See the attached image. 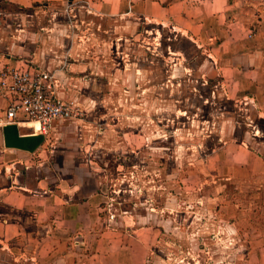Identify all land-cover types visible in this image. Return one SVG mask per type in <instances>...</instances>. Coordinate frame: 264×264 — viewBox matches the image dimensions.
<instances>
[{"label": "rangeland", "instance_id": "rangeland-1", "mask_svg": "<svg viewBox=\"0 0 264 264\" xmlns=\"http://www.w3.org/2000/svg\"><path fill=\"white\" fill-rule=\"evenodd\" d=\"M82 4L0 3L2 54L49 69L81 109L19 152L15 172L100 190V226L143 243L144 264H264V121L226 97L204 49L171 25ZM225 144L256 152L262 168L221 169ZM28 255L0 250V264Z\"/></svg>", "mask_w": 264, "mask_h": 264}, {"label": "crops", "instance_id": "crops-1", "mask_svg": "<svg viewBox=\"0 0 264 264\" xmlns=\"http://www.w3.org/2000/svg\"><path fill=\"white\" fill-rule=\"evenodd\" d=\"M0 3L22 9L34 6L45 9L55 4L80 8L84 3L104 18H134L171 25L197 48L204 49L226 97L252 105L256 117L264 121V0H72L70 4L68 0H0ZM5 66L21 70L40 67L10 58L0 50V67ZM59 94L72 99L61 88ZM8 103V97L0 96V116ZM19 127L38 130L34 124ZM0 139V171L6 180L0 184V250L8 251L15 259L17 254L29 251L30 264L146 262L143 243L129 242L125 232L114 233L100 226V190L80 194L66 179H59L54 185L46 176L23 179L15 172L20 164L19 152L23 151L3 147L1 127ZM232 148L225 144L215 152L221 169L226 168L225 163H240L249 170L262 168L256 152L241 146Z\"/></svg>", "mask_w": 264, "mask_h": 264}, {"label": "built area", "instance_id": "built-area-1", "mask_svg": "<svg viewBox=\"0 0 264 264\" xmlns=\"http://www.w3.org/2000/svg\"><path fill=\"white\" fill-rule=\"evenodd\" d=\"M0 96L9 99L0 116V127L18 126L32 121L45 137L54 123L65 122L80 116L79 104L59 94V81L48 69L28 67L18 69L0 67Z\"/></svg>", "mask_w": 264, "mask_h": 264}, {"label": "water", "instance_id": "water-1", "mask_svg": "<svg viewBox=\"0 0 264 264\" xmlns=\"http://www.w3.org/2000/svg\"><path fill=\"white\" fill-rule=\"evenodd\" d=\"M72 0H68L70 4ZM19 126L16 124H7L1 127L3 147L5 149H14L27 153H34L45 142L43 134H21Z\"/></svg>", "mask_w": 264, "mask_h": 264}, {"label": "bare ground", "instance_id": "bare-ground-1", "mask_svg": "<svg viewBox=\"0 0 264 264\" xmlns=\"http://www.w3.org/2000/svg\"><path fill=\"white\" fill-rule=\"evenodd\" d=\"M27 124H34V125H36L37 126V128H38V124L36 123V122H30V123H27ZM38 131V130H37ZM36 134V133H35ZM38 134V133H37Z\"/></svg>", "mask_w": 264, "mask_h": 264}]
</instances>
